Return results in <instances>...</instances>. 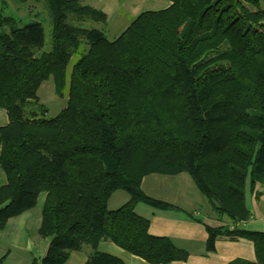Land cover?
I'll use <instances>...</instances> for the list:
<instances>
[{"label": "trees", "instance_id": "trees-1", "mask_svg": "<svg viewBox=\"0 0 264 264\" xmlns=\"http://www.w3.org/2000/svg\"><path fill=\"white\" fill-rule=\"evenodd\" d=\"M41 1L52 13L48 50L42 23L15 25L0 0V28L8 26L0 34V231L42 194L37 233L48 243L29 264H63L83 246L91 249L84 264H124L97 250L101 241L148 264L184 261L187 251L149 234L134 208L181 210L140 184L152 173H186L227 220L202 223L205 251L216 240L246 239L255 259L228 264H264V231L241 226L250 215L246 187L256 197L264 185V0H168L112 41L82 26L104 22L102 10ZM66 9L77 23L66 21ZM48 78L60 97L67 86L53 117L36 95ZM118 189L128 199L108 209Z\"/></svg>", "mask_w": 264, "mask_h": 264}, {"label": "crops", "instance_id": "crops-1", "mask_svg": "<svg viewBox=\"0 0 264 264\" xmlns=\"http://www.w3.org/2000/svg\"><path fill=\"white\" fill-rule=\"evenodd\" d=\"M6 123V112L0 108V126ZM4 182V175L1 171L0 185ZM140 188L145 194L181 209L178 211L159 210L144 203H138L134 208L137 214L148 219L149 234L168 238L174 246L187 251L186 260L172 261L168 264H228L235 258L249 261L255 259L252 242L246 239L216 240L214 250L205 251L207 234L202 223L209 225L205 218H212L214 221L219 219L216 220L212 217L214 214L210 212L207 201L201 197L202 194L186 173L175 175L152 173L143 177ZM255 190L258 192L256 197L249 193L247 187L244 191L245 205L250 215L246 221L241 223V226L250 231H264V185H257ZM30 211L31 209L8 219L5 228L0 231V236L6 232L11 221L22 219L23 216L27 217ZM202 216L205 220L202 219ZM223 221L225 224L226 221ZM45 249L46 247L42 248L38 256H41ZM96 249L120 258L124 264H148L109 241L99 242ZM90 252L91 249L88 246H83L79 250H72L63 264H84Z\"/></svg>", "mask_w": 264, "mask_h": 264}, {"label": "rangeland", "instance_id": "rangeland-1", "mask_svg": "<svg viewBox=\"0 0 264 264\" xmlns=\"http://www.w3.org/2000/svg\"><path fill=\"white\" fill-rule=\"evenodd\" d=\"M6 1L7 8L3 13L4 15L14 17L16 20L15 25H22V23L33 21L42 23L44 28L43 50H48L52 13L46 9L44 2L41 0ZM77 3L78 5H90L91 7L102 10L106 14V20L104 22L86 20L82 22V26L98 29L104 33L107 40L112 41L118 37L139 13L147 10L163 9L167 7L168 0H78ZM65 12L67 14V22L77 23L76 20L73 19L70 9H66ZM7 31L8 26L0 28V34ZM77 57L78 54L71 57L66 68L67 76ZM62 93L63 95L61 97L55 94L54 84L51 78L44 80L40 84L36 95L39 103L43 104L47 109L46 117H53L65 106L67 86ZM201 197L203 198L202 195ZM43 198L41 194L38 197L37 204L31 209L30 213H28V216H23L22 219L11 221L6 232L0 236V257L6 254L1 264H29L32 257L38 256L42 248L46 247L48 240L41 238L37 233ZM127 199L128 194L124 190L118 189L113 191L107 201V208L115 209ZM210 212H212L211 209ZM212 217L219 220L214 221L212 218H205L208 221L207 223L211 226L223 225V220L227 221L225 217L220 218L216 214L212 215ZM202 219L205 220L204 216H202Z\"/></svg>", "mask_w": 264, "mask_h": 264}]
</instances>
